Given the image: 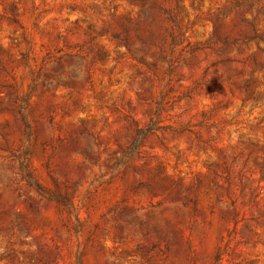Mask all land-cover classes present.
<instances>
[{
	"label": "rangeland",
	"instance_id": "374dc122",
	"mask_svg": "<svg viewBox=\"0 0 264 264\" xmlns=\"http://www.w3.org/2000/svg\"><path fill=\"white\" fill-rule=\"evenodd\" d=\"M238 1L0 0V264H264V0Z\"/></svg>",
	"mask_w": 264,
	"mask_h": 264
},
{
	"label": "trees",
	"instance_id": "16d2710c",
	"mask_svg": "<svg viewBox=\"0 0 264 264\" xmlns=\"http://www.w3.org/2000/svg\"><path fill=\"white\" fill-rule=\"evenodd\" d=\"M176 1H178V0H176ZM233 2V6L234 7H239L241 4H240V2L238 1V0H232ZM253 2L252 1H250V2H248L247 4H248V6H251V4H252ZM164 13L165 14H168V12L167 11H165L164 10ZM169 15V14H168ZM172 21V20H171ZM125 47H127V46H125ZM27 179L29 178V177H26ZM55 201H56V203L58 204V205H61V206H65V204H66V201H63L62 199H55Z\"/></svg>",
	"mask_w": 264,
	"mask_h": 264
}]
</instances>
